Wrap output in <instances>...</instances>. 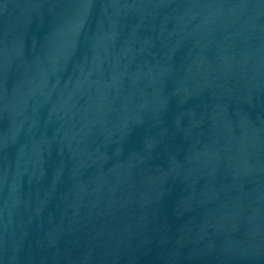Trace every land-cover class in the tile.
I'll list each match as a JSON object with an SVG mask.
<instances>
[{
    "label": "water",
    "instance_id": "water-1",
    "mask_svg": "<svg viewBox=\"0 0 264 264\" xmlns=\"http://www.w3.org/2000/svg\"><path fill=\"white\" fill-rule=\"evenodd\" d=\"M0 264H264V0H0Z\"/></svg>",
    "mask_w": 264,
    "mask_h": 264
}]
</instances>
